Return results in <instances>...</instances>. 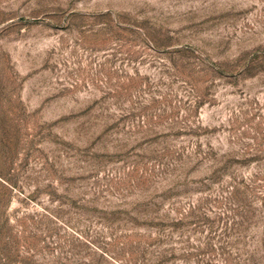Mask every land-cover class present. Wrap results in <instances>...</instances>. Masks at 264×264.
<instances>
[{"label":"rangeland","instance_id":"obj_1","mask_svg":"<svg viewBox=\"0 0 264 264\" xmlns=\"http://www.w3.org/2000/svg\"><path fill=\"white\" fill-rule=\"evenodd\" d=\"M0 264H264V0H0Z\"/></svg>","mask_w":264,"mask_h":264}]
</instances>
